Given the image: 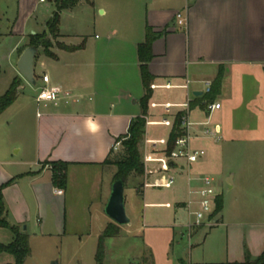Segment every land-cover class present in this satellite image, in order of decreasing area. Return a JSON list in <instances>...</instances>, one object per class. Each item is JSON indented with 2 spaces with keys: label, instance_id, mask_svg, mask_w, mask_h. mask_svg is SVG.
I'll use <instances>...</instances> for the list:
<instances>
[{
  "label": "crops",
  "instance_id": "1",
  "mask_svg": "<svg viewBox=\"0 0 264 264\" xmlns=\"http://www.w3.org/2000/svg\"><path fill=\"white\" fill-rule=\"evenodd\" d=\"M89 1L91 4L83 1L62 10L60 20L65 11L89 6L108 18L103 37L94 35L92 39H82L84 48L73 52L51 49L55 58L44 54L37 58L35 54V83L41 82L40 76L46 74L51 85L59 86L71 97L67 102L57 103L37 102L36 96L33 98L35 117L29 143L32 160L24 155L13 157L22 152L25 137L22 133L23 140L18 139L20 136L11 139L8 132L14 122L18 129L28 130V126L24 128L27 102L18 103V93L15 102L0 114V185L12 180L2 189L6 218L29 237L30 254L23 264H95L97 238L108 224L114 223L102 212L115 165L103 162L113 143L127 132L130 120L140 114L139 100L144 91L137 46L144 41L146 27L157 33L148 62L149 73L154 77L152 83L190 82L188 90H167L171 93L164 101L154 100L157 97L154 90L150 101L178 104L189 97L190 119L196 123L193 134H201L203 126L198 123L205 121L219 129L218 139H192V145L203 148L206 153L197 162L198 167L190 166V174L204 175L212 171L220 174L229 169L230 177L226 179L237 185L230 204L231 215H225L221 197V210L212 216H216L225 236L221 247L214 240L207 241L216 235H201L196 245L202 249L205 246L206 254L201 257L193 254L195 247L190 245L189 251L194 257L190 264H233L243 262L247 256L257 257L264 249V0ZM41 4L51 10V17L52 0H16V18L11 24L9 20L6 22L9 35L18 38L17 61L25 44V31L34 33L33 28L42 31L46 28L34 16ZM177 13L185 18V28L177 25ZM58 36L68 46L82 41L77 35L63 33L60 24ZM218 73L221 74L219 86L208 102L219 103L220 107L208 113L203 107L207 101L204 83H212ZM44 85L41 82L40 87ZM193 93L201 94L193 96ZM17 110L19 113L15 115ZM157 110L150 109L149 116L161 114L163 119L178 109ZM148 127H145V138H155L150 136ZM161 133L157 138L166 137L169 128L164 127ZM144 148L143 143L142 152ZM113 154L112 150L110 158ZM46 162L68 164L66 188L61 194L56 193L61 189L51 184V166ZM26 165L33 168L27 170ZM172 172L182 191L180 199L170 195L172 200L156 202L140 185L136 192L143 199L141 208L124 199L129 223L118 226L117 237L107 239L120 241L124 234L138 238L143 228L140 245L129 250L122 260L110 258L105 247V264H129L141 259L145 252L152 254V264H185L180 256L174 258L171 250L178 229L181 236V230L188 235L186 220L178 219L181 215L178 211L184 210L187 198L186 172ZM145 198L152 200L146 202ZM163 203L171 204L167 208L171 211L164 217L147 213L146 208ZM160 219L165 222L161 223ZM159 225L165 228L160 239L155 231ZM196 230L200 229L192 231ZM69 236L78 246L68 255L60 242L46 256L33 257L32 238L63 240ZM12 239L13 233L0 227V243L8 244ZM13 262L12 255L0 253V264Z\"/></svg>",
  "mask_w": 264,
  "mask_h": 264
},
{
  "label": "rangeland",
  "instance_id": "2",
  "mask_svg": "<svg viewBox=\"0 0 264 264\" xmlns=\"http://www.w3.org/2000/svg\"><path fill=\"white\" fill-rule=\"evenodd\" d=\"M50 13H51V10H49L48 8L45 9L44 5L41 4L34 16L36 17V21L38 23H41L42 25H44L46 24V21L49 20ZM15 18H16V0H0V95H2L6 91V89L9 87L14 77H18L22 79L21 83H22L23 88H21L18 91L19 93L18 103L27 102V104L29 105V108L27 109L28 117L26 118L27 120L25 121V126H24V128L28 126V130L27 128L23 130L18 129V127H16V123L14 122L13 123L14 126H11L8 132H9L11 139L12 138L16 139L19 136L20 137L18 139H22L21 135L22 133L24 134L25 142L23 144V150L19 156L13 155V157L21 158V156L24 155L25 158L30 161L32 160V156L30 153L31 150L29 149V143L31 139L30 136L33 135L34 117H35V114H34L35 102L33 101V98L39 92V87L41 85V82H36L35 85H30L20 76V74L17 71L16 49L19 47V42L16 36L9 35L8 27L6 23L7 20H9V23L11 24ZM107 19H108L107 16H104V17L100 16L99 10L95 12L93 8L83 5L73 10L72 12L65 11L61 15L60 29L65 34H69L71 36L77 35L78 38H80L81 40L82 39L89 40V39L94 38V35H97V37H103L104 28L108 26ZM33 32L34 33H29V30L25 31V39H24L25 44L22 46L23 47L22 50L30 46V41L33 36H36V37L41 36L40 42L49 41L51 44V47L49 49L50 51L51 49L58 48L57 44L65 45L64 40L60 36H57L56 38L53 39L47 33V27L43 31L41 30V28H36V29L33 28ZM70 41H73V40H70ZM42 54H44L43 49L40 46H38L37 51H36V57L38 58ZM170 93L171 91H167L165 89H157L155 90V95H157V97L154 98V100L164 101L165 99L169 97L168 95ZM149 110H148V115L150 114ZM161 110L162 109L158 108L157 111H161ZM18 113H19V110L15 112V115H17ZM160 115L161 114L155 115L154 117L149 116V119L150 120H160L161 119ZM148 130L151 133L150 136L157 138L162 134L161 132L164 130V127L149 126ZM144 139H145V135L143 137V141L138 146L140 156H142V148H143ZM113 151H114V154H113V157H111V160L112 159L114 160L115 158H118L121 155L122 148L120 146L117 150H113ZM198 166H199L198 163H193L191 165L193 169ZM24 168H27V170H29V168H33V165H29V166L26 165V167ZM228 170L229 169L224 170L220 174L214 173L213 171L207 172L208 173L207 175H210L215 179L217 190L220 193V196L222 197L223 202H224L225 215L227 217L231 215L230 210H229L230 204L232 200L235 198V194L237 191V185L230 184L226 179L230 177ZM115 172H116V166H115ZM142 180H143L142 176H137L135 174L130 175L124 181V191H123L125 202L126 201L128 203L133 202L135 205H139L140 208H141L143 199H142V196H140L136 192V189L137 191L140 190L139 185L141 184ZM181 192L182 191H181V188L178 186L177 179L175 181V184L169 189H150L149 188L146 190V193L151 194L153 196L152 199L155 200L156 202L158 201L163 202L166 200L170 201L172 200L170 195L171 196L173 195L174 198L180 199ZM152 199L145 198V201L147 202ZM91 210H94V206L91 207ZM146 210H147V213L151 212L156 218L164 217L166 213H169L171 211L170 209H167L164 207L146 208ZM102 213L103 215H105L104 211ZM178 213L179 215L181 214L180 217H178V219L181 218L182 221L185 222V220L187 219L186 210L185 209L180 210L178 211ZM160 221L161 223L162 221L165 222L164 219L162 220L160 219ZM214 221H216V216L213 218V220L209 224H213ZM33 222H36L35 218H33ZM208 225L199 227L200 230H196L195 232L192 231L190 238L188 237L185 230L183 231L181 230V232H183L182 233L183 235L181 236L179 232L180 229H178V231H176L175 233V240H174L173 247H172L173 250H171L173 257L177 258L178 256H180V258L183 259L185 264H190V262L193 261V258H194L193 256L191 257V253L189 251L190 245L195 247L193 254L194 253L199 254L200 257L202 254H206L205 246L202 249L201 245H196V244L199 241L201 235L205 236L206 234H209V233H211V235H216V238L215 236H213V237L208 238L207 241L214 240L215 244L216 243L220 244V247H221L222 240L225 239L224 233L221 230V226L215 225L216 227L214 226L213 228L212 226H208ZM94 228L96 229V225L94 226ZM126 229L127 227L123 228V231L125 232ZM155 229H156L155 231H157L156 233L158 235V238L160 239L163 231H165L163 229L165 228L159 225V226H156ZM142 230L143 228H140L139 233H138L139 234L138 238H135L132 235L124 234V235H121L120 241L107 239L104 245L107 249V253L109 257L119 258V259L121 258L122 260L126 254H129V250L138 247L140 245L139 241L142 236ZM69 237L63 240L60 239L59 237L58 238L53 237L51 239H47L44 241H39V240L36 241L35 238H32L31 240H32L33 249H34L33 257H35V259H38L39 257L41 258V256L43 255L46 256L47 252L52 251L54 247H59L60 242H62L63 246L65 247V253L68 255L71 252V249L76 247V245L78 246V243L76 242V240L73 237L71 238V236ZM134 263L141 264L140 259L135 261Z\"/></svg>",
  "mask_w": 264,
  "mask_h": 264
},
{
  "label": "built area",
  "instance_id": "3",
  "mask_svg": "<svg viewBox=\"0 0 264 264\" xmlns=\"http://www.w3.org/2000/svg\"><path fill=\"white\" fill-rule=\"evenodd\" d=\"M43 1V0H40ZM176 22L179 27L185 28V18L180 14H176ZM40 81L45 84L39 87V92L36 95L37 102H53L68 101L71 97L70 93L61 89L59 86L51 85L46 74L40 76ZM190 82L186 80L181 85H173L169 81L164 83H151L150 90L153 92L157 89H173L181 88L188 90ZM211 91V83L205 82L203 94H209ZM205 111L211 113L213 110L219 109V103L206 101L203 105ZM149 108H160L169 110L177 108L178 110L168 115V117L160 120H150L149 115L145 116V127L161 125L169 128V133L163 138H145L144 150L141 156L143 167V180L140 184L141 189H169L176 181V171L186 172L187 182V198L184 203V209L187 213L185 228L190 235L193 229L208 225L213 220V212L215 203L220 193L217 190L215 179L207 174L191 175L190 166L197 163L205 156L203 148L194 147L192 139L200 137L202 139H218L219 129L217 126H209L208 121L198 123L203 126L200 135L193 134V126L196 124L190 119L189 97L182 103L170 102H154L149 101ZM178 116L179 124L175 129V117ZM175 129L176 137L171 146L169 145V135ZM121 146V141L117 140L112 145V150H117ZM57 194H61L62 190H56ZM154 206L170 208V203L155 204ZM218 222L208 226H215Z\"/></svg>",
  "mask_w": 264,
  "mask_h": 264
},
{
  "label": "trees",
  "instance_id": "4",
  "mask_svg": "<svg viewBox=\"0 0 264 264\" xmlns=\"http://www.w3.org/2000/svg\"><path fill=\"white\" fill-rule=\"evenodd\" d=\"M86 2L91 4L89 0H52L54 10L51 17L46 23L47 33L54 39L59 35L60 24V12L62 10L71 9L80 2ZM157 37V33L153 32L150 27H146L144 41L137 46V58L139 61V72L141 77V84L143 87V95L139 100L140 114L132 118L129 122L127 132L117 140L121 141L122 153L118 158L113 161L110 158V151L108 157L103 162L104 164H112L116 166V172L113 176V180L122 179L125 181L130 175L141 176L143 173V167L141 162V156L139 152V144L143 141L145 134V116L148 115L149 101L152 96V91L149 85L153 82L154 77L149 73L148 62L152 58V43ZM41 36H33L30 41V45L38 48L40 46L46 56L55 58V55L49 50L51 44L49 41H41ZM40 42V43H38ZM59 49L73 52L81 50L85 46V41L82 40L78 45H60L57 44ZM221 80V74L218 73L216 78L211 83V91L206 95L204 99L207 101L212 100L219 83ZM21 86V79L14 77L6 89V91L0 95V114L11 106L18 95L19 88ZM179 124L178 116L175 117V129ZM175 129L171 131L169 135V145L171 146L174 138L176 137ZM116 140V141H117ZM51 166V184L54 188L64 190L66 188V170L68 164L65 162H51L44 163ZM12 180H9L3 185H0V227L6 228L13 233V239L8 244L0 243V253L5 252L13 256L14 262L12 264H23L25 258L30 254L29 237L26 232L20 230L19 226L11 224L7 221V211L2 197V189L4 186L10 184ZM222 201L221 196H218L215 203V209L213 215L221 210ZM119 235V227L117 224H108L101 234L97 238L96 250L94 254L95 264H105V239L117 237ZM141 264H152V254L145 252L140 259ZM129 264H137L130 262ZM233 264H264V249L255 258L247 256L243 262Z\"/></svg>",
  "mask_w": 264,
  "mask_h": 264
},
{
  "label": "water",
  "instance_id": "5",
  "mask_svg": "<svg viewBox=\"0 0 264 264\" xmlns=\"http://www.w3.org/2000/svg\"><path fill=\"white\" fill-rule=\"evenodd\" d=\"M36 51L37 49L35 46H28L22 51L16 63L18 73L30 85H35L34 58ZM200 94L201 93H193V96H198ZM123 191L124 181L122 179L113 180L103 210L104 214L118 226L129 223V218L125 212Z\"/></svg>",
  "mask_w": 264,
  "mask_h": 264
}]
</instances>
